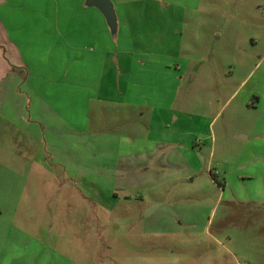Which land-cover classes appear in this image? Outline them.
<instances>
[{"label": "rangeland", "instance_id": "rangeland-1", "mask_svg": "<svg viewBox=\"0 0 264 264\" xmlns=\"http://www.w3.org/2000/svg\"><path fill=\"white\" fill-rule=\"evenodd\" d=\"M38 1L45 34H29L24 53L30 72L50 77L64 73L62 63L74 55L85 57L86 42H74L79 36L62 21L53 27V12L66 14L70 4ZM123 1L113 2L117 12L159 14L173 3L183 17L155 25L142 20L139 28L158 38L169 35L173 46L179 41L183 77L176 87L173 67L169 81L173 117L183 119L176 124L180 131L159 127L150 138L166 134L182 146L166 145L148 158L143 175L150 186L126 191L128 199L120 194L117 203L110 193L103 222L92 211L75 209L65 191L53 192L45 180L37 194L35 178L0 177V264H264V0ZM255 36L259 41L252 45ZM73 70L71 65L66 79ZM82 70L86 75L84 65ZM148 117H141L140 128V118L136 123L133 117L142 139ZM113 129L130 134L129 123ZM163 150L166 156L159 158ZM7 164L22 167L11 158ZM25 181L30 186L24 191ZM129 201L133 206L123 203ZM85 219L93 221L90 226Z\"/></svg>", "mask_w": 264, "mask_h": 264}, {"label": "crops", "instance_id": "crops-1", "mask_svg": "<svg viewBox=\"0 0 264 264\" xmlns=\"http://www.w3.org/2000/svg\"><path fill=\"white\" fill-rule=\"evenodd\" d=\"M57 1L70 7L61 16L58 10L53 12V27L58 28L60 21L68 25L74 38L79 36L74 42L85 39L87 54L74 55L70 62L62 63L64 73L61 70L47 77L39 70L29 71L24 53L29 51V34H45L44 4L31 0L36 5L30 7L25 5L29 0H0V158H7V163L10 158L18 160L22 166L21 170L13 169L12 164L1 159L0 177L16 176L27 181L35 178L32 188L37 194L39 184L42 187L45 180L53 192L65 191V198L67 195L75 209L79 205L85 212L92 211L96 222H103L100 216L109 210L110 193L117 203L120 194L128 199L126 191L150 186L152 183L144 178L148 158H156L158 148L165 149L166 145L174 144L176 149L182 146V141H167L166 134L159 139L150 138L159 127L165 133L180 131L176 124L183 119L173 117L174 98L169 81L173 67L177 70L176 87L183 77L178 62L182 59L179 41L173 46L175 40L169 35L166 39L164 35L158 38L139 28L142 20L155 25L161 20L171 22L183 17L174 11L178 10L173 8L175 4L168 5V1L171 11L159 14L124 9L117 12L114 7L117 30L112 33L103 14L87 10L85 0ZM112 2L125 4L123 0ZM258 41L256 36L251 39L252 45ZM71 65L74 70L66 79ZM151 99L158 101L151 104ZM146 115L149 117L142 139L134 131L133 117L136 123L140 118V128ZM128 123L130 134L114 132L113 126ZM170 123L174 125L172 130ZM166 153L163 150L158 157ZM29 186L25 181L21 189L25 191ZM123 203L133 206L130 201ZM151 221L148 214L146 222ZM83 222L90 226L93 221Z\"/></svg>", "mask_w": 264, "mask_h": 264}, {"label": "water", "instance_id": "water-1", "mask_svg": "<svg viewBox=\"0 0 264 264\" xmlns=\"http://www.w3.org/2000/svg\"><path fill=\"white\" fill-rule=\"evenodd\" d=\"M85 4L97 8L103 14L110 31L116 32L117 17L111 0H85Z\"/></svg>", "mask_w": 264, "mask_h": 264}]
</instances>
